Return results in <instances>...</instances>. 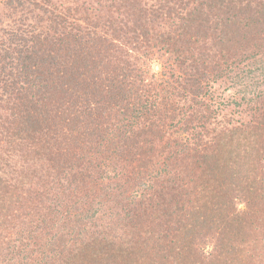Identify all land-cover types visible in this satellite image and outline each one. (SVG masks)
Masks as SVG:
<instances>
[{"label":"trees","instance_id":"trees-1","mask_svg":"<svg viewBox=\"0 0 264 264\" xmlns=\"http://www.w3.org/2000/svg\"><path fill=\"white\" fill-rule=\"evenodd\" d=\"M0 264H264V0H0Z\"/></svg>","mask_w":264,"mask_h":264}]
</instances>
